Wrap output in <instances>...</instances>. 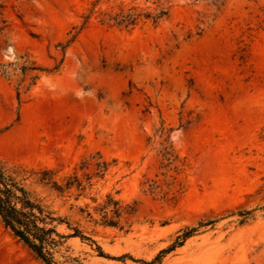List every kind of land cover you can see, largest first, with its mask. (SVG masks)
Returning a JSON list of instances; mask_svg holds the SVG:
<instances>
[{
	"label": "rangeland",
	"instance_id": "obj_1",
	"mask_svg": "<svg viewBox=\"0 0 264 264\" xmlns=\"http://www.w3.org/2000/svg\"><path fill=\"white\" fill-rule=\"evenodd\" d=\"M0 158L77 176L63 264H264V0H0Z\"/></svg>",
	"mask_w": 264,
	"mask_h": 264
},
{
	"label": "trees",
	"instance_id": "obj_2",
	"mask_svg": "<svg viewBox=\"0 0 264 264\" xmlns=\"http://www.w3.org/2000/svg\"><path fill=\"white\" fill-rule=\"evenodd\" d=\"M102 14L103 22L132 28L142 19L156 20L165 12L152 14L120 8L117 12ZM104 166L106 167L105 162ZM56 173L54 168L28 166L0 158V221L42 264H63L56 254L69 237L77 236L93 242L67 216L60 215L49 201V196H68L74 184L77 187L81 185L75 175L59 179ZM110 204L113 208L109 210L111 215L108 216L107 207ZM103 209V223L117 225L122 212L118 202L110 198ZM201 223L199 222L200 225ZM61 225L70 232H60ZM193 230V227L185 230L181 237L186 238ZM97 247L102 253L101 248Z\"/></svg>",
	"mask_w": 264,
	"mask_h": 264
}]
</instances>
